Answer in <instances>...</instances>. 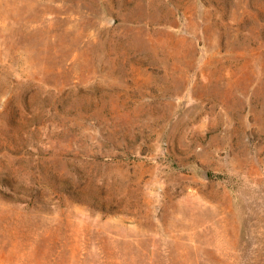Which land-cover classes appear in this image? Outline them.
I'll return each mask as SVG.
<instances>
[{"label":"rangeland","instance_id":"1","mask_svg":"<svg viewBox=\"0 0 264 264\" xmlns=\"http://www.w3.org/2000/svg\"><path fill=\"white\" fill-rule=\"evenodd\" d=\"M0 264H264V0H0Z\"/></svg>","mask_w":264,"mask_h":264}]
</instances>
